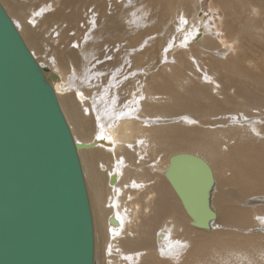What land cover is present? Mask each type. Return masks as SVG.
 I'll return each instance as SVG.
<instances>
[{"label":"bare ground","instance_id":"bare-ground-1","mask_svg":"<svg viewBox=\"0 0 264 264\" xmlns=\"http://www.w3.org/2000/svg\"><path fill=\"white\" fill-rule=\"evenodd\" d=\"M190 1L0 0L80 146L95 264H207L219 254L258 264L255 254L264 256V189L216 175L236 167L264 186V0H210V12L201 2L188 32ZM161 6L174 10L166 25L175 30L158 31L153 19L142 30L140 17ZM156 60L166 72H154ZM177 154L213 170L211 230L192 226L165 176Z\"/></svg>","mask_w":264,"mask_h":264},{"label":"water","instance_id":"water-1","mask_svg":"<svg viewBox=\"0 0 264 264\" xmlns=\"http://www.w3.org/2000/svg\"><path fill=\"white\" fill-rule=\"evenodd\" d=\"M56 92L0 2V264H95L84 170ZM165 176L211 230L215 185L203 158L177 154Z\"/></svg>","mask_w":264,"mask_h":264},{"label":"rangeland","instance_id":"rangeland-1","mask_svg":"<svg viewBox=\"0 0 264 264\" xmlns=\"http://www.w3.org/2000/svg\"><path fill=\"white\" fill-rule=\"evenodd\" d=\"M193 2H194V0H191L190 1V3L189 2H187V5H188V9L191 11V19L187 22V19H188V17L189 16H184V18H183V24H184V26H186L188 29V32H190L191 31V29H190V27L191 28H193L194 26H196V24H194V22H195V20H193L194 18H195V13L198 11V10H200V12H201V2H204V5H207L208 6V11L210 12V4H211V2L212 1H210V0H207V2H206V0H196L195 2H194V4H193ZM45 5V4H44ZM47 7V6H46ZM46 7H44V8H46ZM175 7H177V5H175ZM174 7V9H176ZM195 9H197V11L195 10ZM183 10V9H182ZM215 10V9H214ZM46 12H47V10H45ZM52 11H55L54 9H51V12ZM94 11H96L97 12V10H94ZM173 11L174 10H172L171 9V7H168V9L166 10V11H164V8H163V6H161V8L157 11V13H151V14H149V16L148 15H145L146 16V20L144 21V18H145V16H141L140 17V19H139V21H137V22H141L142 24V26H144V24H146L147 26H149L150 25V22L152 21V19H153V24L151 25L154 29L155 28H158V31H162V32H164V30H165V28L166 27H168V30H171L172 28L174 29V26L172 27V25H173V23H169V24H167L166 25V23L167 22H169L170 21V19L168 18V19H166V17L167 16H170V17H173ZM196 11V12H195ZM177 14H178V12H176ZM49 14H50V12H49ZM97 14V19H99L100 18V16H99V13H96ZM156 16V18L154 19V17ZM148 17H149V19H150V21L148 20ZM156 19H157V22H156ZM213 19V18H212ZM143 20V21H142ZM172 21V20H171ZM175 23V22H174ZM140 25V26H141ZM141 26V27H142ZM145 27V26H144ZM178 28H180V26L178 27ZM144 29H146V27L145 28H143L142 30H144ZM175 30V29H174ZM161 32V33H162ZM175 37V36H174ZM67 40V39H66ZM171 43V42H170ZM170 45V44H169ZM174 45H175V43H174ZM173 45V46H174ZM168 48V46H166V45H163V47H162V49L160 50V51H164L165 49H167ZM170 52H168V54H170V55H172L173 54V59L175 60L176 58H175V56H174V54L176 55L179 51H174V47H171V49L169 50ZM171 51H173V52H171ZM163 54V53H162ZM170 58H171V56H170ZM157 63V60L154 62V66H156V69H154V72H156V73H158V75H160L161 74V69L163 68V67H161V66H163L162 65V63H161V65L160 64H156ZM175 62H173V64H174ZM152 67V66H151ZM146 69H148V66H146L145 67ZM158 69V70H157ZM160 70V71H159ZM164 72H166L164 69H162ZM163 73V72H162ZM188 74V73H187ZM217 78V76L216 75H214L213 76V78ZM143 80H145L146 81V79L144 78ZM144 82V81H143ZM145 83V82H144ZM200 86H202L203 84H201V83H198ZM184 85L185 84H180V85H177L178 86V90L179 91H181V89L184 87ZM133 91H135V90H132L131 92H133ZM168 98V97H167ZM142 105V104H141ZM194 119V118H193ZM227 173H231V175H233L232 177H231V175H230V178L231 179H235V181H237V180H239L240 182H242L243 184H254L255 185V188L257 189V190H262V189H264L263 187L264 186H258V183H257V179H256V175H255V173H253V172H249V171H246V170H242V174L241 173H239L238 172V169L235 167V170H226V171H223V170H218L217 172H216V175H217V177H219V178H224V175L225 174H227ZM85 181H86V179H85ZM87 186V185H86ZM90 197V196H89ZM262 198H264V197H262ZM264 200V199H263ZM219 206H221V205H219ZM92 208V207H91ZM223 229L224 228H220V231H223ZM224 230H226V229H224ZM260 231V229H258V228H256L255 230H252V234H251V237L253 236V235H255V233L256 232H259ZM226 232H229L230 234H231V236L233 237L235 234L234 233H237V232H235L234 230H226ZM261 232V231H260ZM240 233L241 234H245L246 232H241L240 231ZM231 236L230 237H228V239L229 238H231ZM253 238H255V236H253ZM258 240V242L260 243V244H264V242H263V240H261V239H257ZM219 252V251H218ZM221 252V251H220ZM228 253H230V252H228ZM211 257H213V258H211V259H207V264H232V259L230 258V259H226V257L223 255V257H220V254H219V257H217V255H216V258H217V260H215L216 258H215V256H211ZM255 259L257 260V262H258V264H261V260L263 261V264H264V256H260V254L258 255V254H255ZM253 262V261H252Z\"/></svg>","mask_w":264,"mask_h":264}]
</instances>
